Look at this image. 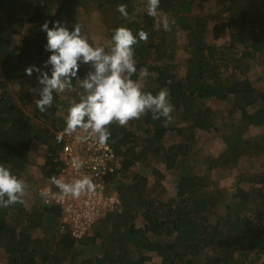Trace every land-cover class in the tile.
<instances>
[{
    "label": "trees",
    "instance_id": "obj_1",
    "mask_svg": "<svg viewBox=\"0 0 264 264\" xmlns=\"http://www.w3.org/2000/svg\"><path fill=\"white\" fill-rule=\"evenodd\" d=\"M196 1L161 0L159 11L175 20L171 31H164L158 18L147 15V0H0V163L19 178H29L36 144L46 161L41 175L57 177L66 110L78 99L76 91L56 92L46 111L36 106L38 74L29 76L25 69L41 66L49 56L41 31L46 21H61L69 29L78 24L90 44L95 33H103L111 45L112 30L121 26L134 34L148 32V39L134 46L132 78L147 67L144 89L155 94L166 88L174 106L168 123L149 112L125 126H109L108 142L122 158V170L110 176L120 204L82 239L60 231V207L42 204L30 212L25 206L33 198L26 197L0 208V258L7 264L262 262L264 91L248 74L264 66V0H211L217 11L202 15L195 12ZM118 4L127 5V17ZM96 16L99 23L92 22ZM211 24L216 25L210 30ZM180 33L186 34L184 60L178 55ZM87 70L82 65L78 75L83 78ZM251 128L263 131L252 136ZM211 134L223 148L218 156L198 157L201 136ZM245 161L263 165L242 171L233 191L219 187L214 173ZM139 163L151 168L150 176L132 172Z\"/></svg>",
    "mask_w": 264,
    "mask_h": 264
},
{
    "label": "clouds",
    "instance_id": "obj_2",
    "mask_svg": "<svg viewBox=\"0 0 264 264\" xmlns=\"http://www.w3.org/2000/svg\"><path fill=\"white\" fill-rule=\"evenodd\" d=\"M160 2L161 0H147V15L158 18V26L164 31H171L175 20L159 11ZM117 11L124 17L128 15L126 4H118ZM41 31L46 34L44 50L49 56L41 66L32 65L25 69V73L29 76L33 72L38 74L37 81L41 87L36 90L39 95L36 106L41 112L53 104L54 93L77 92L78 99H71L66 110L65 129L60 133L65 142L71 136L70 133L84 130L97 143L105 145L110 143V125L116 123L125 126L130 120L139 119L149 112L154 120L163 118L165 123L172 120L174 106L170 101L169 91L161 88L153 94L144 89L143 81L150 75L148 68H140L137 79L132 78L137 73L134 46L139 41H146L148 32L139 30L134 34L127 27H117L112 30L110 49L106 51L103 46L90 44L78 24L69 29L61 21H46L41 25ZM82 65H88L83 78L78 75ZM73 81L76 82L75 85ZM113 151L115 152L114 149ZM115 154L120 167L114 174L122 170V158L116 152ZM45 162L40 167L42 172ZM73 166L80 169L83 162L79 158H73ZM60 173L61 170L57 177H50L49 180L40 172L38 178L30 169L29 178L21 179L9 166L0 163V208L22 203V198L29 197L30 192L35 196L39 195L41 199H38L37 207L34 200L26 203L29 205L25 206L27 211H36L42 204L57 206L53 202H46L49 198L46 191L50 189L55 192L57 187L61 195L73 198H79L83 193L95 192L96 185L91 176L83 175L72 182H65L63 177H59ZM30 178L33 185H30ZM41 181L43 188L37 192V184ZM63 220L62 214L60 231L67 229L71 232Z\"/></svg>",
    "mask_w": 264,
    "mask_h": 264
},
{
    "label": "built area",
    "instance_id": "obj_3",
    "mask_svg": "<svg viewBox=\"0 0 264 264\" xmlns=\"http://www.w3.org/2000/svg\"><path fill=\"white\" fill-rule=\"evenodd\" d=\"M70 135L58 154L57 160L62 164L59 177H63L65 182H72L83 175L91 176L96 185L95 192L73 198L61 195L57 187L55 192L46 191L49 196L46 202H53L61 208L64 223L74 238L80 240L120 203L117 193L109 190L110 176L119 169L120 163L110 143L100 145L84 130ZM73 158L83 162L80 169L73 166Z\"/></svg>",
    "mask_w": 264,
    "mask_h": 264
},
{
    "label": "rangeland",
    "instance_id": "obj_4",
    "mask_svg": "<svg viewBox=\"0 0 264 264\" xmlns=\"http://www.w3.org/2000/svg\"><path fill=\"white\" fill-rule=\"evenodd\" d=\"M201 7H203V8H201ZM209 10H211V11H209ZM215 11H217L216 1L215 2H211V0H197L196 1L195 12L197 14L200 13L202 15V14H206L208 12H215ZM96 17L93 18L92 22L99 23L100 19L98 17L97 18ZM216 24H218V23H216ZM216 24H211L210 30L212 29L213 25H216ZM185 37H186L185 33H182V34L180 33V35H178V39H177V43L179 44L178 55H179V58H181L182 60L187 58V56L184 53V49H183L184 43L186 41ZM210 41H212L211 35H210ZM92 42H93V44H92L93 46H103L106 51H108L110 49V44L108 42V39L106 38V36L103 33H95V39ZM183 66H184V63H181L180 69ZM184 74H185L184 70H181L180 75L184 76ZM248 77L250 78L253 85L258 90L264 91V66H255L253 68V70L249 72ZM145 82H146V80L143 81L144 84H145ZM216 108H218V107L216 106L213 109L215 110ZM227 122L228 121H226V123ZM262 131H263V129L252 128L250 135L254 136V135H257L258 133H261ZM226 132L229 133V130L226 129ZM201 137L203 140L200 139V141L198 143L200 145V152L198 154V157H203V156L215 157V156H218L219 151H221V149L223 148V145L220 143L219 139L214 138L212 134H211V136L210 135H203ZM169 139H170V141L175 142L176 137L171 136ZM38 145L39 144H36V146L34 147V150H33L31 173H33V175L35 174L38 178H40V174H39L40 167L43 164V162L45 161V155H44V149L37 147ZM259 161L242 162L241 165L239 166V168L215 172L213 175V178L215 179V181L219 185V187H225V188L229 187L230 190L233 191V189L236 186V182L238 180V177L240 176L242 171H246L245 169L250 170V171L260 170V168L262 167L263 164L260 163ZM148 165H149V163H148ZM157 167H159V169L165 173L166 169L164 166L157 165ZM150 170H151V168L146 167L145 163H139L132 168V172H138L141 175H148V176H150ZM41 183H42V181L38 182V184H37V186H38L37 192L43 188V184H41ZM150 184H151V182H150ZM165 184H166L168 189L173 190V187H174L173 184L174 183H172V181L166 179ZM150 194H152V192H150ZM29 197L33 198L34 202L36 203V207H37L38 202H39L38 199L40 200L41 197L39 195L35 196L33 194V192L29 193ZM263 262H264V259L262 260V262L260 264H263ZM0 264H7V260L5 257L0 258Z\"/></svg>",
    "mask_w": 264,
    "mask_h": 264
},
{
    "label": "crops",
    "instance_id": "obj_5",
    "mask_svg": "<svg viewBox=\"0 0 264 264\" xmlns=\"http://www.w3.org/2000/svg\"><path fill=\"white\" fill-rule=\"evenodd\" d=\"M99 18V17H98Z\"/></svg>",
    "mask_w": 264,
    "mask_h": 264
}]
</instances>
